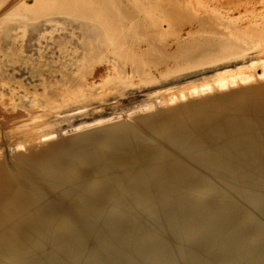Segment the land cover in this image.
I'll return each mask as SVG.
<instances>
[{
  "label": "bare ground",
  "instance_id": "obj_1",
  "mask_svg": "<svg viewBox=\"0 0 264 264\" xmlns=\"http://www.w3.org/2000/svg\"><path fill=\"white\" fill-rule=\"evenodd\" d=\"M235 1L0 0V264H264V2ZM77 36L101 73L67 56L42 74L49 41ZM212 66L237 69L159 112L9 136L36 81L55 104Z\"/></svg>",
  "mask_w": 264,
  "mask_h": 264
},
{
  "label": "rangeland",
  "instance_id": "obj_2",
  "mask_svg": "<svg viewBox=\"0 0 264 264\" xmlns=\"http://www.w3.org/2000/svg\"><path fill=\"white\" fill-rule=\"evenodd\" d=\"M116 1L128 3V0ZM153 1L136 0L137 3L146 5L152 4ZM188 1L176 0V3L189 4ZM261 1L250 0L249 4L245 5L235 1L234 5L228 3V8L232 12L241 11L243 14H248L250 6L257 5V8L261 9L260 2L263 3L264 0ZM158 2H162V0H158ZM85 42L82 36L68 39L60 37L49 41L51 47L43 55L41 73L59 75L57 70L67 56L71 59V65L68 67L70 74L75 76L91 65H94V68L91 69L92 74L101 73L104 64H94L93 50L87 48ZM62 50L68 53L64 55L65 52L62 53ZM229 69L236 70L237 68L216 69V66L196 68L191 71L152 79L138 76L136 81L122 80L118 82V87L98 85V87L92 88L88 96H76L69 99L60 94V98H58L61 100L55 104L41 101L44 98L45 88L40 87L39 81H36L30 87L34 104H28L26 109L20 110L21 112L24 111L22 114L26 115V122L15 125V128L10 131L11 133H8L12 137L13 143L28 142L31 140V135L34 134L37 137L51 134V137L58 139V141L76 137L80 133L90 131L101 125L129 118L133 119L152 111V113L159 112L169 107V104L175 105L182 93L189 94L188 89L206 83ZM188 98L190 97L188 96ZM7 100H9V96L1 97L0 94V101ZM68 153L71 155L83 154L77 149H70ZM245 199L253 203V200H249L250 196Z\"/></svg>",
  "mask_w": 264,
  "mask_h": 264
}]
</instances>
